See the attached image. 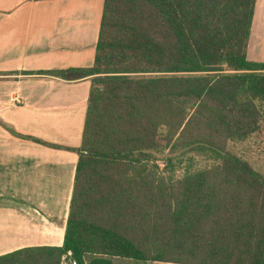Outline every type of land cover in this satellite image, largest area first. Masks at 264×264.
<instances>
[{
    "label": "trees",
    "instance_id": "16d2710c",
    "mask_svg": "<svg viewBox=\"0 0 264 264\" xmlns=\"http://www.w3.org/2000/svg\"><path fill=\"white\" fill-rule=\"evenodd\" d=\"M256 4L106 0L94 66L69 72L93 85L64 245L0 264H264V168L227 150L264 121ZM202 151L217 162L175 178L172 156Z\"/></svg>",
    "mask_w": 264,
    "mask_h": 264
},
{
    "label": "crops",
    "instance_id": "0c3cea01",
    "mask_svg": "<svg viewBox=\"0 0 264 264\" xmlns=\"http://www.w3.org/2000/svg\"><path fill=\"white\" fill-rule=\"evenodd\" d=\"M105 3L0 0V102H10V251L0 255L64 245L93 85L69 72L94 66ZM248 59L264 63V0Z\"/></svg>",
    "mask_w": 264,
    "mask_h": 264
},
{
    "label": "rangeland",
    "instance_id": "374dc122",
    "mask_svg": "<svg viewBox=\"0 0 264 264\" xmlns=\"http://www.w3.org/2000/svg\"><path fill=\"white\" fill-rule=\"evenodd\" d=\"M227 150L244 157L256 170L264 168V121L259 132L244 143H229ZM153 163L165 168L166 160L171 156L170 151L154 153ZM175 157V178L181 177L186 168L204 169L213 166L217 160L210 152H192L188 156ZM180 157V158H179ZM192 158V160L190 159ZM10 102H0V253L10 251Z\"/></svg>",
    "mask_w": 264,
    "mask_h": 264
},
{
    "label": "built area",
    "instance_id": "2783aa9c",
    "mask_svg": "<svg viewBox=\"0 0 264 264\" xmlns=\"http://www.w3.org/2000/svg\"><path fill=\"white\" fill-rule=\"evenodd\" d=\"M61 264H78V262L73 258V254L69 251L63 256Z\"/></svg>",
    "mask_w": 264,
    "mask_h": 264
}]
</instances>
